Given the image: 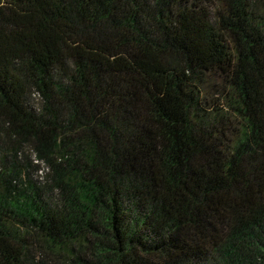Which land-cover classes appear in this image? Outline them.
Listing matches in <instances>:
<instances>
[{"label": "trees", "instance_id": "1", "mask_svg": "<svg viewBox=\"0 0 264 264\" xmlns=\"http://www.w3.org/2000/svg\"><path fill=\"white\" fill-rule=\"evenodd\" d=\"M0 264H264V0H0Z\"/></svg>", "mask_w": 264, "mask_h": 264}, {"label": "rangeland", "instance_id": "2", "mask_svg": "<svg viewBox=\"0 0 264 264\" xmlns=\"http://www.w3.org/2000/svg\"><path fill=\"white\" fill-rule=\"evenodd\" d=\"M30 102L33 103V104L37 103L36 95L32 94V96L30 97ZM33 158H34V155H32L29 158L23 157L22 159L25 161V163H26V161L33 160L32 163L34 164V166L33 165H30L29 175L28 176L34 182H36L37 184L42 185L44 183L43 177H44V172L46 171V165H45L44 162H42V161H36ZM215 262L216 261H214V263Z\"/></svg>", "mask_w": 264, "mask_h": 264}]
</instances>
